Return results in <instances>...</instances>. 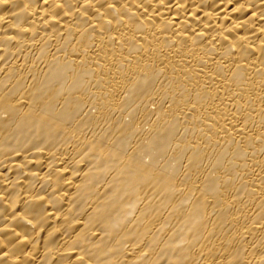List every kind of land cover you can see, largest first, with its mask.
Masks as SVG:
<instances>
[{
  "label": "bare ground",
  "instance_id": "1",
  "mask_svg": "<svg viewBox=\"0 0 264 264\" xmlns=\"http://www.w3.org/2000/svg\"><path fill=\"white\" fill-rule=\"evenodd\" d=\"M0 264H264V0H0Z\"/></svg>",
  "mask_w": 264,
  "mask_h": 264
}]
</instances>
